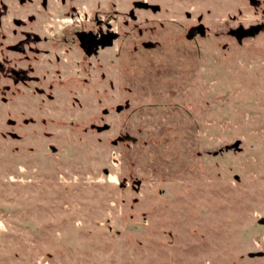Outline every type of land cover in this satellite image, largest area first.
I'll list each match as a JSON object with an SVG mask.
<instances>
[{
    "label": "rangeland",
    "instance_id": "obj_1",
    "mask_svg": "<svg viewBox=\"0 0 264 264\" xmlns=\"http://www.w3.org/2000/svg\"><path fill=\"white\" fill-rule=\"evenodd\" d=\"M165 3L176 19L210 9L215 36L193 45L173 23L169 48L133 54L120 26L81 80L55 76L50 103L24 89L20 141L2 135L15 100L10 116L0 106V264H264L247 256L264 251V32L241 45L223 34L224 21L248 26L264 11Z\"/></svg>",
    "mask_w": 264,
    "mask_h": 264
},
{
    "label": "flooded vegetation",
    "instance_id": "obj_2",
    "mask_svg": "<svg viewBox=\"0 0 264 264\" xmlns=\"http://www.w3.org/2000/svg\"><path fill=\"white\" fill-rule=\"evenodd\" d=\"M247 1L257 14L264 11L263 0ZM33 3V12L25 14L24 5ZM170 12L165 0H129L127 9L107 13L99 11V0H0V106L10 116L13 100L17 104L14 118L5 119L8 130L3 137L22 140L15 130L23 123L20 107L24 89L42 97L44 105L50 103L55 76L64 82L73 76L81 80L87 61L99 63V54L114 47L120 38V26L130 28L136 37L131 42L133 54L169 48L161 34L173 23L181 26L184 38L193 45L211 34L215 36L207 25L210 9L206 15L185 12V19L169 18ZM41 17L47 19V25ZM56 17H63L67 24L56 27ZM223 25V34L240 45L264 32L262 21L248 26H231L224 21ZM24 122L34 124L35 119Z\"/></svg>",
    "mask_w": 264,
    "mask_h": 264
},
{
    "label": "water",
    "instance_id": "obj_3",
    "mask_svg": "<svg viewBox=\"0 0 264 264\" xmlns=\"http://www.w3.org/2000/svg\"><path fill=\"white\" fill-rule=\"evenodd\" d=\"M131 108V102L129 100H126L124 104H119L117 106H115L113 108V111H115L116 113H122L125 110H128ZM104 113L106 114L107 111H104ZM231 149H235V150H239L240 151V142H236L233 145L230 146H226L225 150H231ZM235 179L239 180V177L236 176ZM138 186H140V182L136 183ZM247 256L251 259H255V258H263L264 257V251H257V252H250L247 254Z\"/></svg>",
    "mask_w": 264,
    "mask_h": 264
}]
</instances>
